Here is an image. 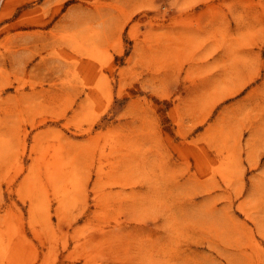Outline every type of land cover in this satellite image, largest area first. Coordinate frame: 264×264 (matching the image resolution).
<instances>
[{"label":"rangeland","instance_id":"374dc122","mask_svg":"<svg viewBox=\"0 0 264 264\" xmlns=\"http://www.w3.org/2000/svg\"><path fill=\"white\" fill-rule=\"evenodd\" d=\"M0 264H264V0H0Z\"/></svg>","mask_w":264,"mask_h":264}]
</instances>
